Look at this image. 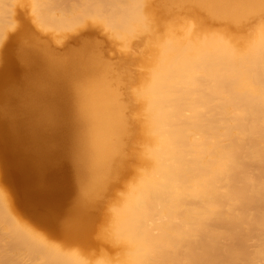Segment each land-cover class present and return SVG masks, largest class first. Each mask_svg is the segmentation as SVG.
Returning a JSON list of instances; mask_svg holds the SVG:
<instances>
[{"label":"bare ground","instance_id":"bare-ground-1","mask_svg":"<svg viewBox=\"0 0 264 264\" xmlns=\"http://www.w3.org/2000/svg\"><path fill=\"white\" fill-rule=\"evenodd\" d=\"M0 264H264V0H0Z\"/></svg>","mask_w":264,"mask_h":264},{"label":"rangeland","instance_id":"rangeland-1","mask_svg":"<svg viewBox=\"0 0 264 264\" xmlns=\"http://www.w3.org/2000/svg\"><path fill=\"white\" fill-rule=\"evenodd\" d=\"M98 39L101 40L102 38L99 37ZM66 41H67V40H65L63 46H61V45H59V46H55L56 50H57V51H60V52H63V49H64L65 47H67V46H73V44H74L73 42H67V44H66ZM108 58L111 59L112 61H115V60H116V58L112 57V55L109 56ZM7 187H8V188H11L9 184H7ZM10 192H11L12 198L15 197V196H14V192L11 191V189H10Z\"/></svg>","mask_w":264,"mask_h":264}]
</instances>
